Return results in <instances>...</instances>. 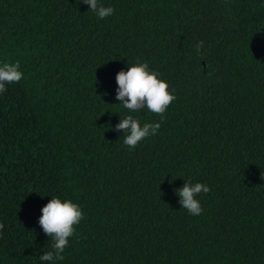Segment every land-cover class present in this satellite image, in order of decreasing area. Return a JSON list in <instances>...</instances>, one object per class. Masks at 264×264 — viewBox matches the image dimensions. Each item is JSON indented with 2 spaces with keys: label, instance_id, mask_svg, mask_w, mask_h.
<instances>
[{
  "label": "trees",
  "instance_id": "16d2710c",
  "mask_svg": "<svg viewBox=\"0 0 264 264\" xmlns=\"http://www.w3.org/2000/svg\"><path fill=\"white\" fill-rule=\"evenodd\" d=\"M0 0V264H264V0ZM203 42L199 53L196 45ZM137 63L175 95L161 120L116 99ZM158 132L134 149L115 126ZM185 182L210 187L181 208ZM78 204L63 260L39 224Z\"/></svg>",
  "mask_w": 264,
  "mask_h": 264
},
{
  "label": "clouds",
  "instance_id": "9594fccd",
  "mask_svg": "<svg viewBox=\"0 0 264 264\" xmlns=\"http://www.w3.org/2000/svg\"><path fill=\"white\" fill-rule=\"evenodd\" d=\"M89 9L101 18H107L114 14V8L105 7L98 3V0H82ZM203 42L196 45L199 53ZM24 73L20 70L19 63H4L0 66V93L6 92V85L18 83L22 80ZM118 85L116 99L121 101L124 108L131 112H138L147 109L151 113L159 115L161 120L169 105L176 100L175 95L169 91L168 83L159 78L155 71L149 70L147 63H137L128 67L127 71H119L116 75ZM159 122H140L132 115L120 119L115 128L123 131L125 138L124 145L134 149L145 138L155 135L160 129ZM210 187L203 183L185 184L176 190L179 196L181 208L186 209L189 214L199 216L203 212L200 201L196 198L200 193H208ZM42 215L39 224L44 233L53 238V251H49L40 256L41 261L53 262L57 259L63 260L62 253L69 246V239L75 234L76 226L84 219V213L80 206L71 200H61L52 197L42 208ZM4 225L0 223V230Z\"/></svg>",
  "mask_w": 264,
  "mask_h": 264
}]
</instances>
